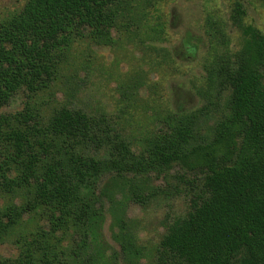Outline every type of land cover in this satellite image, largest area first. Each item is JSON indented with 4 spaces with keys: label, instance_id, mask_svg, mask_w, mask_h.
<instances>
[{
    "label": "trees",
    "instance_id": "1",
    "mask_svg": "<svg viewBox=\"0 0 264 264\" xmlns=\"http://www.w3.org/2000/svg\"><path fill=\"white\" fill-rule=\"evenodd\" d=\"M158 2L27 0L0 21V242L17 248L0 264H147L126 205L145 202L143 178L175 166L196 176L200 192L168 225L155 264H264V32L246 23L241 0L230 14L237 50L225 22L206 19L203 92L225 97L206 134L199 112L208 106L162 109L161 125L136 146L104 113L40 100L78 41H137L143 60L171 66L173 51L147 43L164 39L165 22L151 12ZM202 42L188 33L182 47L195 57ZM141 85V77L128 85V101ZM20 92L23 109L3 111ZM108 211L119 250L104 234Z\"/></svg>",
    "mask_w": 264,
    "mask_h": 264
},
{
    "label": "rangeland",
    "instance_id": "2",
    "mask_svg": "<svg viewBox=\"0 0 264 264\" xmlns=\"http://www.w3.org/2000/svg\"><path fill=\"white\" fill-rule=\"evenodd\" d=\"M26 1L0 0V21L19 11ZM233 1L159 0L157 9H151V12L160 15L165 22L164 39L147 43L173 51L171 66L157 68L143 60L137 41H122L115 46L96 45L89 40L78 41L58 85L52 89L53 93L46 94L40 100L51 106L66 104L94 114L104 113L136 146L154 127L161 125L155 122V117L162 109L189 113L208 106V113L199 112L201 131L206 134L225 103L224 96L218 100L215 93L203 92L207 89L204 69L207 57L206 19L211 16L224 21L230 35L231 48L237 50L240 33L230 25ZM241 1L247 12L246 23L264 32V1ZM188 33L203 38L195 57L187 54L182 47ZM114 36L117 38L119 34L114 32ZM139 77L142 85L139 94L135 96L137 100L128 101V85ZM212 100L214 105L209 104ZM26 101V93L20 92L3 111L22 110ZM142 180L146 183V189L142 190L145 202L127 203L126 219L145 253L143 262L155 264L157 248L168 225L188 213L192 198L200 192V187L196 176L180 166H175L165 175L152 173ZM5 201V198H0V205ZM106 213L105 237L119 250V245L111 236L112 215L109 211ZM16 254L17 248L13 241L0 242V256Z\"/></svg>",
    "mask_w": 264,
    "mask_h": 264
}]
</instances>
